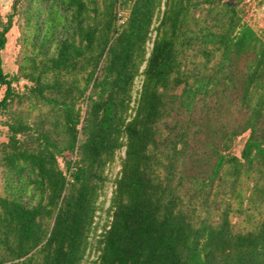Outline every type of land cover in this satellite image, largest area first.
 Segmentation results:
<instances>
[{
	"label": "trees",
	"instance_id": "1",
	"mask_svg": "<svg viewBox=\"0 0 264 264\" xmlns=\"http://www.w3.org/2000/svg\"><path fill=\"white\" fill-rule=\"evenodd\" d=\"M23 1L0 264H264V0H29L10 73Z\"/></svg>",
	"mask_w": 264,
	"mask_h": 264
},
{
	"label": "rangeland",
	"instance_id": "2",
	"mask_svg": "<svg viewBox=\"0 0 264 264\" xmlns=\"http://www.w3.org/2000/svg\"><path fill=\"white\" fill-rule=\"evenodd\" d=\"M14 0H0V6L3 11V13H7L9 10L12 9V4ZM29 0L23 1V12L19 14H15L14 18V26L13 28L8 32V40L2 50V57H3V65L4 69L10 73H18L19 72V61L21 58V52H22V44L20 42V34H21V26L22 23H24L26 19V13L25 9L28 6ZM253 19H257V24H264V1L262 4L258 6L257 9L253 11ZM158 21H155L154 25H157ZM156 31H153V36H155ZM152 45V42L150 41L149 46ZM143 81V76L139 75L136 78V82L133 89V101L132 104H136V99L139 94V90L141 88ZM24 82L25 79L23 77L20 78V83L14 82L19 88H24ZM5 91V85L0 84V98L3 96ZM6 119L4 115L0 116V144L2 141H4L7 138V126L3 124V121ZM241 148V141L237 143L236 150L237 153L240 152ZM125 153L124 149H122L118 156L116 157V160L113 162V164L105 170L106 173H108L109 179L107 182V186L105 188V194L100 197L99 202L102 203V208L97 211L96 220H99V224L96 230V233H100L99 231L102 230V225L104 221L109 218L108 216V208L110 206V200L112 191L114 188V182L113 179L115 176L119 173L120 166V155H123ZM8 179V175L6 174V171L4 168L1 167L0 170V185L4 184V182ZM96 234V235H97ZM100 251H95V249L91 250L89 249L87 252V257L83 261V264H95L94 260L98 257V254Z\"/></svg>",
	"mask_w": 264,
	"mask_h": 264
},
{
	"label": "built area",
	"instance_id": "3",
	"mask_svg": "<svg viewBox=\"0 0 264 264\" xmlns=\"http://www.w3.org/2000/svg\"><path fill=\"white\" fill-rule=\"evenodd\" d=\"M121 14H122V10H119V15H121ZM120 19L122 20V17Z\"/></svg>",
	"mask_w": 264,
	"mask_h": 264
}]
</instances>
